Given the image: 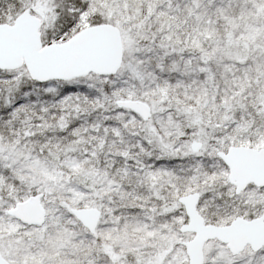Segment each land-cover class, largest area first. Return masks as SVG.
Wrapping results in <instances>:
<instances>
[{"label":"snow or ice","instance_id":"snow-or-ice-1","mask_svg":"<svg viewBox=\"0 0 264 264\" xmlns=\"http://www.w3.org/2000/svg\"><path fill=\"white\" fill-rule=\"evenodd\" d=\"M0 264H264V0H0Z\"/></svg>","mask_w":264,"mask_h":264}]
</instances>
